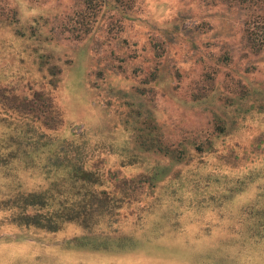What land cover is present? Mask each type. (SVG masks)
<instances>
[{"label": "trees", "instance_id": "obj_1", "mask_svg": "<svg viewBox=\"0 0 264 264\" xmlns=\"http://www.w3.org/2000/svg\"><path fill=\"white\" fill-rule=\"evenodd\" d=\"M78 3L71 30L77 39L90 33L100 12L110 13V29L145 22L139 21L135 0ZM237 6L247 12L241 40L249 51L260 53L264 1L240 0ZM154 17L148 19L151 31L158 27ZM178 20L161 33L171 39L148 42L154 67L142 86L149 88L109 85L116 93L108 97L121 110L107 113L108 100L97 121L89 115L83 135L77 136L80 145L75 136H51L61 125V113L45 93L29 95L0 84V225L22 231L31 243L44 241L35 236L39 232L64 235L47 244L63 259L47 264H117L146 260L145 255L159 259L188 241L209 246L208 255L235 256L236 264H255L253 258L264 264V158L254 154V142L231 143L239 117L251 110L264 114V84L242 76L231 89L220 85L216 69L205 68L191 82L190 98L181 97L173 82L182 68L170 67L165 48L174 40L180 49L190 43L181 36ZM44 58L40 56L41 65ZM218 60L228 63L227 57ZM96 67L98 75H121L114 65ZM87 69L91 76V66ZM121 71L126 77V70ZM147 89L169 96L185 115L206 113L213 131L204 138L194 131L171 140L174 130L154 105L149 108L141 99ZM100 152L118 158L120 167H130L134 175L104 169L102 161L90 162ZM253 186L256 192L249 199L231 203Z\"/></svg>", "mask_w": 264, "mask_h": 264}, {"label": "rangeland", "instance_id": "obj_2", "mask_svg": "<svg viewBox=\"0 0 264 264\" xmlns=\"http://www.w3.org/2000/svg\"><path fill=\"white\" fill-rule=\"evenodd\" d=\"M135 1L139 21L145 20L148 24L141 21L142 25L124 24L122 29H110V13L100 12L90 33L77 39L71 30L72 24L76 22L74 14L80 9L78 0H0V84L19 87L29 95L40 91L51 99L53 106L61 113V125L51 132V136L65 139L75 136L74 140L78 139L80 145L81 139L77 136L83 135L89 115L94 122L97 121L108 106V100L107 113H118L121 110L116 106L119 102L108 97L116 93L113 89L109 90V85L115 89L131 87L132 90L142 86L149 78L146 72L154 67L149 53H153V50L148 42L154 41V38L171 39L165 36V32L172 30L174 24H179L178 19H181V36L186 35L190 43L185 46L182 44L183 49H180L179 43L174 40L170 46L166 44L165 48L171 57L170 67L182 68V75L173 82L181 97L190 98L191 82L199 78L205 68L216 69L220 85L227 83L226 86L231 89H235L242 76L264 84V50L257 54L251 52L241 40L247 12L237 6L240 0ZM151 16H156L154 21L158 25L154 31L147 28ZM231 26H234L233 30ZM40 56L45 57L42 65ZM222 57L228 58L227 64H221L218 60ZM146 58L149 62H142ZM111 65L118 68L121 75H98L97 70L94 71L96 66ZM89 66L93 70L91 76V71L88 73L87 69ZM122 69L126 70V77ZM143 86L149 88L145 84ZM141 99L149 108L154 105L158 115L174 130L171 140L188 136L194 131L200 132L204 138L213 131L206 113L185 115L182 107L159 90L151 92L147 89ZM110 116L116 118L117 115ZM238 120L240 127L231 143L248 146L254 142V154L264 158V114L251 110ZM100 161L104 169H114L121 175H134L130 167H120L118 158H106V152L95 154L90 162ZM255 192L253 186L231 203L236 200L233 204H242L245 198L249 199ZM2 232H6V235H1ZM35 236L44 241L28 242L22 231L0 225V264H47L58 263L63 259L61 252L48 248L47 244L64 235L39 232ZM186 243L175 244L172 252L164 258H148L145 255L146 260L117 264H236L235 256L222 258V255H208L206 249L209 246L191 241ZM63 254L66 258L70 257L66 252ZM252 261L255 264L262 262L254 258Z\"/></svg>", "mask_w": 264, "mask_h": 264}]
</instances>
